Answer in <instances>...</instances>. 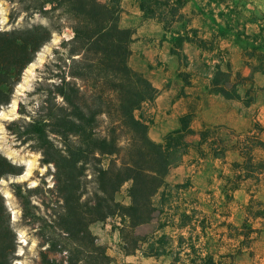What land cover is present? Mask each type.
I'll return each instance as SVG.
<instances>
[{
  "label": "trees",
  "instance_id": "16d2710c",
  "mask_svg": "<svg viewBox=\"0 0 264 264\" xmlns=\"http://www.w3.org/2000/svg\"><path fill=\"white\" fill-rule=\"evenodd\" d=\"M9 1L21 5L22 12L47 17L49 25L0 29V110L11 102L37 52L61 30V20L73 33L62 41V52L54 50L52 66L34 91L37 105L29 111L20 102L21 117L6 124L15 140L40 153L41 165L53 168L52 187L11 183L21 222L39 240V264H112L90 225L113 216L120 219L121 237L131 239V249L122 245L125 254L140 249L144 257H169L170 264H232L197 250L194 240L199 235L192 234L196 208L162 216L171 208L173 190L180 187L168 184L165 176L183 153L184 138L192 133L191 114L180 117L181 126L169 132L164 143L149 138L141 108L154 99L156 88L128 64L132 32L119 24V0ZM171 6L169 0H139L142 13L164 27L181 16L183 4ZM250 167L249 160L242 170ZM23 170L0 153V180L17 177ZM242 181L241 176L227 177L231 190ZM125 184L128 203L115 198ZM253 199L246 206L247 215L260 219L255 232L264 239V206L254 208ZM151 224L155 228L150 234L130 237ZM168 226L180 232L174 236L166 232ZM188 227L186 236L183 230ZM16 247V232L0 193V264H17ZM183 251L186 260L180 257Z\"/></svg>",
  "mask_w": 264,
  "mask_h": 264
},
{
  "label": "rangeland",
  "instance_id": "374dc122",
  "mask_svg": "<svg viewBox=\"0 0 264 264\" xmlns=\"http://www.w3.org/2000/svg\"><path fill=\"white\" fill-rule=\"evenodd\" d=\"M180 3L181 16L164 27L157 18L142 13L139 0H119V24L132 32L128 64L157 87L154 99L141 108L149 138L164 143L166 135L181 126L180 117L191 114L192 133L184 138L183 153L165 176L168 184L180 187L173 190L171 208L162 216L194 207L197 227L192 234L199 235L194 240L197 250L209 251L222 262L264 264V239L255 232L261 222L246 210L251 197L254 208L264 206V0H169L171 7ZM20 9L19 4L0 0L1 30L49 25L40 13ZM61 23V30L53 32L23 71L11 102L0 110V153L24 169L17 177L0 180V193L16 232L17 264H39V240L21 222L11 183L52 187L53 168L41 165L40 153L15 140L6 124L21 117L20 102L29 111L37 105L34 91L52 66L54 50L62 52V41L73 34L65 21ZM249 160L252 167L243 171ZM228 176H241L244 181L231 190ZM127 186L115 195L122 203L129 201ZM120 225L118 216L90 225L112 264L171 263L169 257H144L140 249L125 254L122 245L131 249L132 243L121 237ZM154 228L155 224L139 227L130 237L148 235ZM188 229L183 230L186 236ZM165 230L174 236L180 232L171 226ZM180 257L186 260L184 251Z\"/></svg>",
  "mask_w": 264,
  "mask_h": 264
},
{
  "label": "crops",
  "instance_id": "0c3cea01",
  "mask_svg": "<svg viewBox=\"0 0 264 264\" xmlns=\"http://www.w3.org/2000/svg\"><path fill=\"white\" fill-rule=\"evenodd\" d=\"M153 85V84H152ZM155 87V86H154ZM157 88V87H156Z\"/></svg>",
  "mask_w": 264,
  "mask_h": 264
}]
</instances>
